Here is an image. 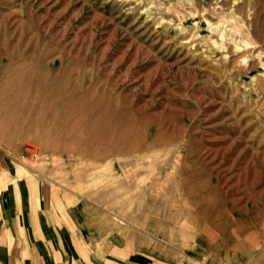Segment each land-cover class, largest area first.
I'll list each match as a JSON object with an SVG mask.
<instances>
[{"label":"rangeland","instance_id":"1","mask_svg":"<svg viewBox=\"0 0 264 264\" xmlns=\"http://www.w3.org/2000/svg\"><path fill=\"white\" fill-rule=\"evenodd\" d=\"M0 152L264 264V0H0Z\"/></svg>","mask_w":264,"mask_h":264},{"label":"crops","instance_id":"2","mask_svg":"<svg viewBox=\"0 0 264 264\" xmlns=\"http://www.w3.org/2000/svg\"><path fill=\"white\" fill-rule=\"evenodd\" d=\"M17 166L0 152V264L212 262L215 243L199 222L190 221L194 235L184 246L163 200L88 198L46 178L17 177ZM220 253L229 264L228 250Z\"/></svg>","mask_w":264,"mask_h":264},{"label":"bare ground","instance_id":"3","mask_svg":"<svg viewBox=\"0 0 264 264\" xmlns=\"http://www.w3.org/2000/svg\"><path fill=\"white\" fill-rule=\"evenodd\" d=\"M225 18V17H224ZM223 18V19H224ZM229 26V25H228ZM233 29H236V28H233ZM238 29V28H237ZM240 29V28H239ZM246 34V33H245ZM240 36V35H239ZM248 36V35H247ZM29 162L31 163L32 161L31 160H29ZM120 187H118V188H121L122 187V185L120 184L119 185ZM122 197V196H121ZM122 199H123V197H122ZM119 200H121V198H119ZM204 219V218H203ZM220 242V241H219ZM240 242V241H239ZM215 250H214V255H213V258H212V263L213 264H221L223 261H225V263H226V255H224L223 256V254H221L220 253V251L218 252V250L216 249V248H214Z\"/></svg>","mask_w":264,"mask_h":264}]
</instances>
